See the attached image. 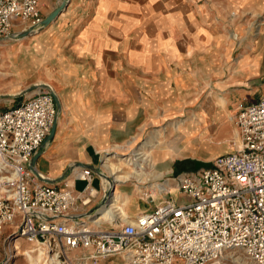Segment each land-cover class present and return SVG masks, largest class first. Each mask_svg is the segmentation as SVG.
<instances>
[{
	"label": "crops",
	"instance_id": "crops-1",
	"mask_svg": "<svg viewBox=\"0 0 264 264\" xmlns=\"http://www.w3.org/2000/svg\"><path fill=\"white\" fill-rule=\"evenodd\" d=\"M46 1L45 16L61 2ZM248 7L262 10L264 0H67L64 9L37 35L51 58L46 82L57 92L62 108L53 139L44 149H37L42 153L36 170L54 181L47 184L62 186L71 180L81 168L68 170L76 162L97 167L105 146L131 137L151 120L150 114L159 117L158 108H163L162 113L174 111L181 100L189 104L203 100L182 125H174L184 139L182 152H230L225 142L231 135L236 138L233 120L239 107L262 98L256 99L241 84L234 86L243 82L245 67L251 75L256 73L258 59H245L244 55L230 63L233 52L224 46L231 36L224 30L229 20L226 11L232 8L231 14L236 16ZM263 31L264 27L261 37ZM230 68L236 72L229 74ZM200 88L215 92L204 98L186 95ZM213 103H217L216 112ZM213 119L219 121L216 128L209 124ZM178 151L167 143L154 148L155 167L170 162L162 179L172 181L182 171L206 167L217 156H182ZM111 165L109 157L105 158L102 168L109 177L113 176ZM98 177L93 172L91 184L100 198L105 182ZM77 180H73V190L80 193L85 185L76 188ZM113 182L121 181L113 177ZM118 192L114 189L111 201ZM120 196L122 208L128 197ZM147 209L134 207V213ZM105 210L118 212L111 211L109 204ZM121 210L126 217L135 215Z\"/></svg>",
	"mask_w": 264,
	"mask_h": 264
},
{
	"label": "built area",
	"instance_id": "built-area-1",
	"mask_svg": "<svg viewBox=\"0 0 264 264\" xmlns=\"http://www.w3.org/2000/svg\"><path fill=\"white\" fill-rule=\"evenodd\" d=\"M42 18L40 0H0V39ZM55 115L46 88L0 109V234L18 232L40 253L39 264H214L228 249L264 264V97L239 107L230 152L173 176L172 186L163 179L166 197L151 208L99 221L91 207L81 210L102 197L89 167L62 186L28 168ZM76 179L87 181L80 193ZM172 189L191 200L177 201Z\"/></svg>",
	"mask_w": 264,
	"mask_h": 264
},
{
	"label": "rangeland",
	"instance_id": "rangeland-1",
	"mask_svg": "<svg viewBox=\"0 0 264 264\" xmlns=\"http://www.w3.org/2000/svg\"><path fill=\"white\" fill-rule=\"evenodd\" d=\"M47 2L48 1L45 2V0L40 1V9L43 17L47 12ZM231 10L232 8H229V10L226 11L228 16L227 20H229L224 29L228 35H231L230 38L228 37V42L224 43V46L228 47V49L233 52L229 60L230 63H234L235 60L244 55L245 59L247 57H255L259 62L258 69L253 75H251L245 67V77L242 79L243 82L238 81L234 86H239L241 84V86L246 88L245 90L250 91L248 92L250 95L258 99V97L264 96V43L261 37V31L264 27V9L254 10L249 7L241 8L236 16L231 14ZM17 32H19V29H14L12 31L13 34ZM39 33L40 32H35L20 39L7 37L0 39V109H5L10 105L16 104L18 100L26 99L37 89L26 92L20 96L7 94H16L33 83L46 82L45 76L50 74L49 68L51 66L48 61H50L51 58H49L50 53L44 46L43 41L39 42L37 40V35ZM235 35H237V38H234ZM234 72L236 71L233 70V68L229 69V74ZM227 73L228 72L225 74ZM210 92H215V90L211 88H200L192 90V93L186 92V95H195L204 98ZM202 101L203 100H198L195 104H189L181 100L182 103L177 109L174 111L166 110L164 113H162L163 108H158V112H160L159 117L150 114L151 120L144 122V125L135 129L131 137L124 141L112 142L105 146L103 151L100 150V159L97 167L99 171L106 175L107 173L103 170L102 163L107 157H109L112 165L123 168L121 172H117L118 175H121L122 173L131 172L135 169L123 167L122 161H120L119 158L130 157L136 151L149 154L147 157L146 155H141L142 157L138 159L139 162L144 164V168L139 171L142 173L141 177L144 179L143 182L137 183L134 178L128 181L113 182V176L109 177L112 181L111 190L117 189L119 191L118 193L127 195L128 197V202L124 206L122 205L126 214H135L134 207L136 210L150 208L166 197L164 191L157 190L156 186H163L166 183V181H163L162 176L165 175L166 170H169L168 166L170 162L157 163V167H155V164H152V166L149 165L150 159L154 161L153 150L157 146L163 147V145L167 143L169 147L178 149L180 151H178V153L182 156L186 155L209 159L218 154L214 151L182 152L185 145L183 143L184 139L179 129L176 130L174 128V125H182L185 121V117H188L192 111L200 108V102ZM217 107V103H213V112L218 110ZM61 112L62 108L58 117L61 116ZM139 117H141L140 114L137 118ZM211 123L214 128L219 125V121L216 119L211 120L209 124ZM154 139L158 140V144L153 145ZM234 140V136L231 135L225 142L228 149H232V142ZM126 142L128 143L126 144ZM86 182L87 181L84 180H77L76 188L83 187ZM94 185L98 186L97 180H95ZM138 185L141 186L142 192L137 190ZM170 185H173L171 180ZM107 186L110 188L109 185ZM120 194L118 195L120 196ZM146 194L149 196H146ZM170 196H174L177 201L191 200L189 197L175 192ZM148 200H150V202ZM111 204L112 201L109 205ZM91 205L93 206V204H89L87 207ZM87 207L85 206L84 208ZM31 249H33V247L22 237H15L14 235L8 236L6 233L0 234V264H35L33 259L29 257V254L32 257V255H37V252L35 251L28 254V251ZM214 264H247V259L241 250L228 249L222 253V256L218 258Z\"/></svg>",
	"mask_w": 264,
	"mask_h": 264
},
{
	"label": "water",
	"instance_id": "water-1",
	"mask_svg": "<svg viewBox=\"0 0 264 264\" xmlns=\"http://www.w3.org/2000/svg\"><path fill=\"white\" fill-rule=\"evenodd\" d=\"M66 3H67V0H61L59 5L56 6L51 12H49L44 18H42V20L38 24H36L34 26H30L24 30L17 32V33L11 34V35L7 36V38L20 39V38L26 37L28 35H31L35 32H40L43 28H45L48 24H50V22L56 16H58V14L66 6ZM1 39H3V38H1ZM39 88H46L49 90V92L51 93V95L53 97L54 104H55V111H56L55 119L53 120V123L50 127V130H49L48 134L46 135V137L44 138L43 142L39 146V148L44 149L45 147L48 146V144L53 139L55 128H56V123H57V117H58V114L61 110V103H60L59 97H58L57 93L55 92L54 88L46 82H38V83L31 84L30 86L19 91L16 94H7V95L20 96L26 92L32 91L34 89H39ZM41 149L36 151L33 154V156L30 159L28 168H29L30 172L34 176H36L40 181H42L44 183L45 182L46 183H52V182H54L53 180H49V179L44 178V176L40 172H38L35 168L36 160L42 153ZM82 166L83 167H89L97 176L100 177V179H102L105 182L104 187L102 189L103 192H102L101 199L99 200V202L97 204H95L93 207H91L88 211V213L92 214V217H94V216H97L99 214V209L102 208L103 206L105 207L107 205L108 201L110 200V196H111V192H112V190H111L112 185H110V188H108V186H107L108 184H107L106 180H108V182L109 181L111 182V179L106 174L99 171L98 167L91 165V164L82 163V162H76L75 164H72V166L69 167L68 170H70L74 167H82ZM64 177H65V174H63L59 180L63 179ZM104 179H106V180H104ZM13 235L16 237V236H19V233L16 232V233H13L12 236Z\"/></svg>",
	"mask_w": 264,
	"mask_h": 264
},
{
	"label": "bare ground",
	"instance_id": "bare-ground-1",
	"mask_svg": "<svg viewBox=\"0 0 264 264\" xmlns=\"http://www.w3.org/2000/svg\"><path fill=\"white\" fill-rule=\"evenodd\" d=\"M155 144H158V140L157 139H154V141H153V145H155ZM148 146H151V145H148ZM141 155H146V157H147L149 154H147L146 152L145 153H141L140 151H136V152H134L132 154V156L128 157L126 160H122L121 163H122L123 167H128V168L130 167V168L135 169V170H133L131 172L122 173L121 175H118L117 172H121L123 170V168H121L120 166L111 165L110 166V172L113 175L114 179L115 180H119V181H128L129 179L134 178L137 183L143 182L144 179L141 177L142 173L139 172V171L144 168V164L138 161V159H140V157H142ZM147 160H149V159H147ZM149 162H150L149 165L152 166L153 161L150 159ZM104 180H106V179H104ZM106 181H107V184H109V185L112 184V181L111 182L110 181L108 182V180H106ZM163 186L165 187L166 183ZM163 186H156V189L159 190V191H163V189H164ZM137 190L142 192L141 186L138 185L137 186ZM113 191L111 192V194L113 193ZM120 200L121 199L119 198L118 195H114L113 196L112 204H111V208H112L113 211H118V212L121 211L122 212ZM110 202H111V199L108 201V203L110 204ZM108 203H107V205H108ZM105 209H106V206L105 207L103 206L102 208H100L99 209L100 216L99 217L94 216L93 219H96L97 221H99L102 218H108V217L114 218L115 214L121 215L123 218L126 217L123 212H122V214L118 213V212H110V211L105 212L106 211ZM32 252L33 251L30 250V251H28V254L32 253ZM29 257L33 259L35 264H39L40 253H38L35 256L32 255V257L29 254Z\"/></svg>",
	"mask_w": 264,
	"mask_h": 264
},
{
	"label": "trees",
	"instance_id": "trees-1",
	"mask_svg": "<svg viewBox=\"0 0 264 264\" xmlns=\"http://www.w3.org/2000/svg\"><path fill=\"white\" fill-rule=\"evenodd\" d=\"M177 165H178V163H176V164L174 165V166H175V168H176V170H175V171H176V172H179L180 170H179V168H178V166H177ZM207 165H208V164H206L205 166H207Z\"/></svg>",
	"mask_w": 264,
	"mask_h": 264
}]
</instances>
